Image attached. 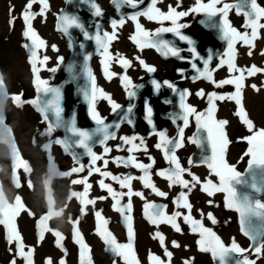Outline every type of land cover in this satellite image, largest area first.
<instances>
[{
	"label": "rangeland",
	"instance_id": "1",
	"mask_svg": "<svg viewBox=\"0 0 264 264\" xmlns=\"http://www.w3.org/2000/svg\"><path fill=\"white\" fill-rule=\"evenodd\" d=\"M27 2L28 0H0V75H3L7 92V97L0 98V115L3 117V126H0V171L2 172H0V191L9 203H14L15 198L19 197L27 209L21 211L15 218V225L22 237L25 251L34 249L33 264H48L49 259L52 264H61V261L63 264H81L82 249L75 234L77 225L73 223L76 220L79 221L78 229L83 242L90 250L88 256L92 264H125L124 259L117 256L111 250L110 245L105 242V238L100 235L98 229L101 227L111 233L116 243H132L135 258L139 264H153L152 257L154 255L160 257L167 264L168 258L165 255V247L172 253L171 264H185L186 261L189 264H218L211 252L200 250L201 235L199 232L192 231V225L184 222L183 216L177 220L181 228L180 232L175 231L167 223L154 225L146 217L145 204L147 202L166 205L165 211L169 215L177 211L185 215L188 213L182 206V202L181 206L174 204L179 193L187 192V190L179 185L170 188L169 181L156 175L158 170L168 169L170 165L164 159L162 151L155 147L159 138L153 134V126L147 122L145 102L147 101L153 109L152 120L155 130L164 131L171 138L178 134L179 126H182L183 123L170 119L173 114H182V109L179 106L180 99L166 85H163L160 91L156 92L151 83L152 80L161 83L168 81L173 83L178 90L190 92L191 94L186 97L185 102L195 107L197 112H207V109L211 107L208 94L215 92L218 95L228 97L236 93L235 85L225 84L222 87H217L207 79L193 80V77L198 75L191 67L194 54L189 49L193 45L180 40L172 32L164 33L171 36H165L162 33V36H153V39L169 41L179 48L181 56L187 59H180L171 55L164 56L160 51L151 47L140 49L139 45L130 38L137 35L136 22L127 19V17H130L134 12L146 10L151 6V0H144L137 9L125 6L119 11L110 0H97L103 12L101 17H95L90 5L83 4L81 0H71V2L69 0H48L49 9L44 15L39 14L43 7L41 4L33 5L31 11L37 15L32 20V25L38 37L45 42L44 47L37 49L36 67L39 69L41 80L46 81L48 86L57 87L63 91L62 99L64 101L61 99L60 104L61 107L67 104L62 113L65 121H70L75 117L77 127L89 132H94L97 127L95 121L91 119L89 104L83 95L84 90L91 88V82L87 75L89 68L95 77L97 87L110 94L115 102L125 108L130 102L136 105L133 112L134 124L121 123L120 127L115 129L116 135L117 137H131L133 135L144 137L148 151L147 153L141 151L136 155L144 163L150 162L149 155L155 158L152 179L160 190L168 193V196L165 198L156 195L151 189L143 187L140 180L132 182L133 190L142 191L147 200H142L135 195L131 197L130 215L134 239L130 241L124 217L115 210L113 206L115 201L106 190L99 187L98 181L105 179V183L112 184L118 192L127 190L120 188L110 178H104L97 173L89 176L87 168L90 158L84 149L75 148L74 151L80 157V162L85 165V171L71 176L60 175V173L69 172L78 165L62 145L52 142L56 139H75V137H70V134L63 127L58 128L60 131L56 129L51 135L45 133L48 129V122L43 119V114L32 103L39 97L42 104L50 100L52 94L49 93V96L46 97L37 88L36 73L33 71L31 55L32 41L23 35L26 30L23 12ZM200 3L208 4L210 0H162L156 6L165 13L168 12L169 5L172 7L179 5L178 11H189V15L177 22L186 25L180 29L181 33L194 42L196 51L201 57L207 58L212 55L209 68L214 70L212 72L214 80L218 82L231 79L239 73L230 72L227 65L219 66L220 58L228 52V41L223 38L222 34L224 17L220 13L212 17L204 11L192 12L191 9L198 7ZM223 3L232 5L239 3L245 10H250L244 4V0H223ZM258 3L264 6V0H258ZM221 6L217 5V8ZM64 14L78 16L92 35L95 34L97 24L104 31L112 32V20L126 19L125 24L115 30L117 39L109 47L112 59L107 61L110 65L108 71L117 73V76L109 79L105 75V57L101 55V50L94 40L86 39L83 33L76 28L69 29L67 34L60 30V17ZM203 16L206 18L205 20L202 18ZM227 19L237 31L241 33L251 31L246 27L248 18L237 14L235 9L229 11ZM261 22L264 23V21ZM139 23L145 30L153 33L160 28L173 26L171 21L148 20L143 16L139 17ZM81 44L84 45L83 48L80 47ZM25 45H29V47H25ZM254 45V48H251L239 40L235 43V64L238 68L245 70L240 103L227 98L215 100L213 118L216 121H227L224 132L229 143L224 151V160L242 174L244 183L236 185L238 193L241 194V197L248 195L253 201L260 200L264 203V169L254 166L250 170L249 163L252 157L246 154L252 147L248 138L254 136L257 131L264 129V72L252 76L247 75V69L252 65L264 69V54H262L264 53V29L258 30V38L254 41ZM249 51H251V55H248ZM45 56L48 57L47 62L41 63ZM61 57L63 58L62 62ZM119 57L131 60V66L125 70L118 63ZM137 57L149 66H154L156 71L149 73L139 63ZM195 62L203 68V60H195ZM125 74L131 78L134 84L143 85L142 88L137 89V97L132 101H129L123 86L122 77ZM252 85H256L259 91L253 89ZM201 89L205 92L203 98L196 95ZM17 95H20L22 101L19 105L13 99ZM168 100L171 101L170 104L165 103ZM96 107L101 117L106 118V122L113 124L118 122L119 117L112 113L108 101L98 99ZM241 107L254 125L252 130H249L244 123V117L238 115L241 112ZM65 111L68 115L64 114ZM52 115L54 114L49 112V119L50 121L52 119L53 122L55 115L53 118ZM68 116L70 117L67 118ZM197 129L198 125L194 117H190L189 126L184 131V146L177 149L176 155L181 165L190 169L195 176L199 177L200 181L211 180L214 184H218L219 177L212 173V169L208 167L206 162V158L212 154L211 146L207 145V141H205L207 146L200 147L191 143L189 139L197 135ZM200 135L203 137L206 133L202 130ZM100 138L98 134L94 135L93 151L104 156L105 159L109 160V163L106 169L103 167V161H97L96 166L101 167L102 171H110L115 175H142L138 169L120 167L113 161L115 157L132 155L126 150L116 149L118 144L122 145L124 149H127L128 145H123L121 139L109 140L107 146L113 151L105 154L104 145L99 143ZM46 145L49 147H45ZM15 153H18L19 157L27 163L30 171L26 172L22 165L17 166ZM189 160H192L193 163L189 164ZM82 178H87L88 183L92 185L88 193L89 198L107 197L106 199H96L95 205L87 206L83 213L81 211L83 206L79 200L71 197L73 191L84 192L86 185L72 183L73 180ZM184 179L190 180L191 177L185 174ZM253 183L262 191L256 192L251 187ZM204 186L205 183L197 184L188 195V200L192 205L191 217L201 221L204 227L214 232L226 246H230L235 240L241 248L248 250L243 253V256L256 260V264H264V255L257 256L253 250L254 242L249 236L244 235L240 213L234 208L227 207L226 193L215 192L214 195H208L202 190ZM49 198H51V203ZM127 201L128 197L125 196L121 203L126 204ZM50 211L62 212V214L52 216L47 221L48 227L53 231L45 230L43 239H40V219ZM97 211L101 213V218H97L95 215ZM209 214L215 218V223L208 218ZM102 220H107V224L102 226ZM252 225L257 229L254 233L257 236L256 243L264 241V219L253 217ZM57 230L64 237L61 241L62 247L57 245V237L54 235V231ZM157 232L165 237L164 245H161L159 240L154 238ZM173 242L178 243L179 247H174ZM87 258L85 257V264H87ZM242 258L241 254L233 253L229 258L230 264H236V261ZM13 261L15 264H26L24 258L19 255V244L9 241L6 227L0 225V264H12Z\"/></svg>",
	"mask_w": 264,
	"mask_h": 264
},
{
	"label": "snow or ice",
	"instance_id": "2",
	"mask_svg": "<svg viewBox=\"0 0 264 264\" xmlns=\"http://www.w3.org/2000/svg\"><path fill=\"white\" fill-rule=\"evenodd\" d=\"M71 2V0H69ZM81 2L85 5H90L92 13L95 17H101L103 15L102 9L97 3V0H81ZM113 6L119 11L123 7L127 6L132 9H137L140 4H143L144 0H110ZM162 2V0H151V6L146 10L134 12L127 19H131L135 21V28L137 35H133L130 37L136 44L139 45L140 49L143 50L145 47L155 48L157 51H160L164 56H173L180 59H187L186 57L181 56V50L177 48L174 44L170 43L164 39H153V36L160 37L162 33L172 32L176 36L179 37L180 40L186 41L189 45H193L189 51L194 54V59L191 61V67L198 74L196 77H193V80L196 79H207L217 87H222L225 84H232L236 87V93L234 95H230L225 97L223 95H218L213 92L208 94V100L211 107L207 109V112H197L196 108L187 104L186 97L191 93L187 90H178L173 83L168 81H163L162 83L156 80H152V85L154 86L156 92H159L163 85H166L169 89H171L176 95L179 96L180 99V108L182 109L181 113H176L170 116V119L173 121H182V126H179L178 134L175 137H168L166 132L164 131H156L155 125L153 124L152 116L153 109L151 105L146 101V119L148 124L153 126V134L158 136L159 142L156 143L155 147L158 150H161L163 153L164 159L168 162L170 167L164 170H158L156 175L166 179L169 181V187H173L179 185L183 189H186L187 192L182 191L179 193V196L174 201V204L177 206H182L187 210V215L181 213L179 211L175 212L172 215L166 213V205H157L154 202H147L145 204V214L149 221L154 225H159L160 223L170 224L175 231L180 232L181 228L177 223V220L183 216L184 222L190 223L192 225L193 232H199L201 235V240L199 241L200 250L204 252H211L212 256L218 261V264H230V255L233 253L241 254L243 257L241 260L236 261V264H256V260L249 259L247 256H243V253L248 251L247 249L241 248L235 240L232 241L230 246H226L221 239L216 236L214 232L210 229L204 227L201 221H197L191 217V208L192 205L188 200V195L191 190L197 186V184L205 183L203 187V191L207 192L208 195H214L215 192H223L226 193L227 199V207L234 208L236 211L240 213L242 230L244 231V235L249 236V238L254 242V252L257 256L264 255V241L256 243L257 236L254 234L257 229L252 225V218L259 217L264 219V203L260 200L253 201L252 198L248 195H243L238 193L236 185H240L244 183L242 179V174L238 172L235 167L228 165L224 160V151L229 143L226 138V133L224 132V127L227 124L226 120L216 121L213 118V113L215 111V100H223L233 99L236 102L240 103V93L244 87L245 80V70L240 69L235 64L236 58V50L235 43L237 40L243 42L246 46L254 48V41L258 38V30L264 29V6L258 3V0H244V4L248 6V9L245 8L241 4L232 5L229 3H223V0H210V3L204 4L200 3L198 7L191 9L192 12L204 11L209 16H216L218 13L222 14L223 24H222V34L223 38L228 41V52L224 54L223 57L220 58L219 66L222 67L224 65L228 66L230 72L239 73V75L234 76L231 79H225L221 81H216L213 79L212 72L213 69L209 68L210 62L212 60V55H209L207 58L201 57L199 53L196 51L194 46V42L190 40L187 36L183 35L180 29L186 27L184 24L177 23L181 18L189 15V11H178L177 7H172L169 5V10L167 13L162 11L156 5ZM41 4L43 7L41 9L40 15H44V13L49 9L48 0H28L25 6V11L23 12V19L26 24V30L23 35L32 41L31 45V55H32V64L33 71L36 73V81L38 91L42 92L44 95L49 93L52 94V98L47 100L41 104L40 98L37 97L35 101H32L37 107V109L43 114V119L48 122L47 134L51 135L57 128H65L66 131L70 134V137H75V139L65 138V139H56L52 143L57 145H62L63 148L72 155L73 159L77 163V167H73L69 172L60 173V175L71 176L75 173H80L85 171V165L80 162V157L74 151L75 148L84 149L86 155L90 158V163L88 165V173L91 176L93 173H97L104 178H110L112 181H115L120 188L126 189L127 191L118 192L113 188L112 184L105 183V179H100L98 181L99 187L106 190L107 193L112 197L115 201L114 208L116 211L120 212L124 217V220L128 227L129 240L134 239V232L132 229V217L130 215L132 209L131 197L133 195L140 197L142 200H147L142 191H135L132 187V182L134 180H140L143 184V187L151 189L153 193L160 197H167L168 193L160 190L154 183L152 179V169L155 164V158L151 155L148 156L149 163H144L138 159L136 153L145 152L147 153V145L144 137L139 136H123L117 137L115 129L119 128L121 123H127L129 125L134 124L133 120V112L136 107L134 103H129L125 108L123 105L115 102L111 95L105 93L103 89L98 88L96 85L95 77L91 71V69H87L88 79L91 82L90 90L86 89L83 92L85 100L89 104V110L91 114V119L95 121L97 127L94 132H89L86 130H82L77 127L76 119L73 117L70 121L66 122L63 119L62 113L63 108L61 107L60 101L62 99V92L60 88L50 87L48 86L46 81H43L39 77V69L36 67L37 61V49L44 47L45 42L38 37V34L33 28L32 20L35 18L37 13L32 12V8L34 4ZM217 5H222L217 8ZM235 9L237 14L244 15L248 18L246 27L251 29L250 32H239L236 28H234L231 23L228 21V13L230 10ZM146 17L148 20H157V21H171L172 27L168 28H160L155 31V33L145 30L143 26L139 23V17ZM126 22L125 18H121L119 20H112L111 27L113 29L112 32L104 31L100 25H96L95 34L92 35L87 30L86 25L80 20L78 16L64 14L60 17V30L64 33H68L69 29L76 28L79 29L84 37L88 40H94L96 45L101 50V55L105 57L104 68L105 75L111 79L114 76H117V73L109 72L108 69L110 65L107 63L108 60L112 59V54L109 51V47L111 43L117 39L116 29L122 27ZM25 47H29V45H25ZM81 48L84 47L83 44L80 45ZM251 51H249L248 55H251ZM264 54V53H262ZM139 60V63L143 65V67L149 72L154 73L156 68L154 66H149L139 57L136 58ZM48 57L45 56L41 63H46ZM61 62L63 58H60ZM195 60H203V68L199 67ZM118 63L121 64L125 70L131 66L132 61L119 57ZM55 71V69H52ZM183 72V70H180ZM264 72V69L257 67L256 65H252L249 69H247V75L252 76L256 73ZM123 86L126 91V95L129 101L134 100L137 97V89L142 88L143 85H136L132 82L131 78L126 74L122 77ZM253 89L259 91L256 85L251 86ZM197 96L203 98L205 96V92L203 89L196 93ZM7 97V92L4 86L3 75H0V98ZM14 101L19 105L21 104L20 95L13 97ZM104 99L108 101L111 106L112 113L119 117L117 123H108L106 122V118L101 117L100 113L97 111V100ZM165 103H171L170 100L165 101ZM49 112L54 113L55 121L52 122L49 119ZM238 115H242L244 117V123L247 125L249 130H252L254 125L251 120L247 118L246 113H244L243 108L241 107V112ZM190 117H194L198 129L197 135L190 137V141L193 144H196L200 147H206L207 145L211 146V156L206 158V162L208 163V167L212 169V173L219 177L218 184H214L211 180L206 182L200 181L199 177L195 176L190 169L185 168L181 165L179 158L176 155L177 149L184 146V131L189 126ZM0 126H3V117L0 115ZM203 130L206 135L203 137L200 135ZM98 134L101 138L99 139V143L104 145V153L108 154L113 151L112 148L107 146V142L113 139H121L123 141V145H128L127 149H124L122 145H116L117 150H126L132 155L127 157H115L113 161L117 164V166L125 167V168H135L140 170L142 175L134 176L132 174H120L115 175L110 171H102L101 167L96 166L97 161H103V167L106 169L109 163L108 159H105L104 156L97 154L93 151L92 143H94V135ZM137 141H139L137 143ZM207 141V145L205 144ZM249 143L252 145L249 148L247 155H251L252 159L249 163V169L251 170L254 166L257 168L264 169V129H261L256 132V134L252 137L248 138ZM45 147H49L46 145ZM13 151L15 152V148L13 146ZM17 166L22 165L26 171H30L27 163L24 162L18 153H15ZM189 164H192L193 161L189 160ZM187 174L191 179H184V175ZM73 184H84L86 185L84 192H75L71 193L72 198H76L79 200L80 204L83 206L81 211L82 213L86 211L87 206L95 205L96 199H106L107 197H98V198H89L88 193L91 189L92 185L88 183L87 178L76 179L72 181ZM256 192L262 191L260 187H258L255 183L251 186ZM127 196L128 201L126 204H122V199ZM51 203V198H49ZM24 204L22 203L19 197L15 198L14 203H9L2 191H0V225H4L8 232V239L11 242H16L19 244V255L24 258L26 264H33V250L25 251V247L23 245L22 237L20 236L18 229L15 225V218L20 214L21 211H26ZM62 212L50 211L46 216L40 219V239H43L45 230L53 231L48 227L47 221L52 216H59ZM97 218H101V213L97 211L95 213ZM209 219L215 223V218L209 214ZM107 220H102V226L107 224ZM77 225L76 228V236L77 242L81 245V264H85V257L87 258V264H92L90 257L88 256L87 245L84 244L83 238L79 232L78 224L79 221L76 220L73 222ZM101 236L105 238V242L110 245L112 251L116 253L117 256L122 257L125 261V264H139L138 260L135 258V254L133 251V244H118L115 241V238L111 236V233H108L107 230L103 227L98 229ZM54 235L57 237V245L62 247L61 241L64 239L63 235L57 230L54 231ZM159 240L161 245H164L165 237L157 232L155 237ZM174 247H179V244L173 242ZM165 255L168 258L167 264H171L172 253L167 250L165 247ZM153 264H165V261L161 260L160 257L153 256L152 257ZM15 264V261L12 262ZM48 264H52L49 259ZM63 264V261H61ZM185 264H189V262H185Z\"/></svg>",
	"mask_w": 264,
	"mask_h": 264
},
{
	"label": "bare ground",
	"instance_id": "3",
	"mask_svg": "<svg viewBox=\"0 0 264 264\" xmlns=\"http://www.w3.org/2000/svg\"><path fill=\"white\" fill-rule=\"evenodd\" d=\"M202 18H204V20L206 19L204 16H203ZM184 19H185V18H184ZM200 19H201V18H200ZM180 20H181V19H180ZM201 20H202V19H201ZM165 21H166V20H165ZM181 21H182V20H181ZM161 22H162V21H161ZM199 22H200V21H199ZM202 22H203V20H202ZM205 22H206V21H205ZM208 22H209V21H208ZM171 23H172V22H171ZM180 23H181V22H179V24H180ZM168 24H169V23H168ZM168 24H167V25H168ZM182 24H183V23H182ZM160 25H161V24H160ZM160 25H159V26H160ZM170 26H171V25H170ZM148 27H149V26H148ZM162 27H163V26H162ZM165 27H167V26H165ZM163 34H164V33H163ZM164 35H165V34H164ZM166 35H170V34H166ZM166 35H165V36H166ZM161 36H162V35H161ZM170 36H171V35H170ZM168 37H169V36H168ZM6 66H7V65H6ZM5 69H6V68H5ZM61 92H62V94H63V91H61ZM64 94H65V93H64ZM47 96H49V94L46 95V97H47ZM65 96H66V94H65ZM51 98H52V96H51ZM62 98H63V97H62ZM64 98H65V97H64ZM62 100H63V99H62ZM63 101H64V100H63ZM65 102H66V101H65ZM66 105H67V104H65L64 107H62V108H65ZM64 110H65V109H64ZM66 110H68V109H66ZM53 114H54V113H53ZM64 114H66V111L64 112ZM66 115H68V113H67ZM53 116H54V115H52L51 117L53 118ZM62 116L64 117V115H62ZM54 117H55V116H54ZM69 117H70V116H68L67 118H69ZM67 118H65V119H67ZM51 121H52V119H51ZM67 121H68V120H66V122H67ZM53 122H54V121H53ZM59 129H60V128H59ZM57 130H58V128H57ZM58 131H60V130H58ZM65 131H66V130H65ZM37 133H38V132H37ZM45 133H47V131H45ZM53 133H54V132H53ZM55 134H56V133H55ZM66 134H67V133H66ZM36 135H37V134H36ZM55 136H56V135H55ZM44 137L46 138V136H44ZM52 137H54V136H52ZM36 142H37V141H36ZM38 144H39V143H38ZM36 145H37V144H36ZM1 161H2V160H1ZM6 162H7V161H6ZM1 163H2V162H1ZM2 165H3V164H2ZM9 165H10V164H9ZM2 167H3V166H2ZM0 168H1V167H0ZM7 168H8V167H7ZM10 168H11V167H10ZM10 168H9V169H10ZM14 170H15V169H14ZM19 170H21V169H19ZM9 171H10V170H9ZM11 171H12V170H11ZM0 172H1V171H0ZM17 172H18V171H17ZM17 172H16V173H17ZM21 172H22V171H21ZM26 172H28V171H26ZM1 173H2V172H1ZM1 173H0V174H1ZM11 173L13 174V172H11ZM23 173H24V172H23ZM12 174H11V175H12ZM25 175H26V174H25ZM28 175H29V174H28ZM28 175H27V176H28ZM18 176H19V175H18ZM27 176H26V177H27ZM10 177L13 178L12 176H10ZM20 177H21V176H20ZM15 178H17V177H15ZM18 179H19V178H18ZM20 179H22V178H20ZM26 179H29V178H26ZM12 180H14V178H13ZM14 181H15V180H14ZM24 181H25V180H24ZM17 182H18V180H17ZM27 182H28V181H27ZM20 192L22 193V191H20ZM19 194H20V193H19ZM236 258H239V257L236 256ZM1 260H2V259H1Z\"/></svg>",
	"mask_w": 264,
	"mask_h": 264
}]
</instances>
